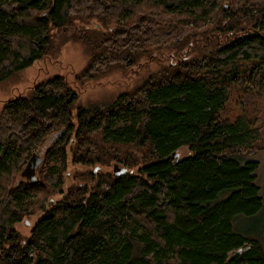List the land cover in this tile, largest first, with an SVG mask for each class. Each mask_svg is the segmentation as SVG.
Segmentation results:
<instances>
[{
	"label": "trees",
	"instance_id": "trees-1",
	"mask_svg": "<svg viewBox=\"0 0 264 264\" xmlns=\"http://www.w3.org/2000/svg\"><path fill=\"white\" fill-rule=\"evenodd\" d=\"M224 1L0 0V82L70 43L77 84L114 90L56 74L0 103V264H264V228L231 226L260 208L264 6Z\"/></svg>",
	"mask_w": 264,
	"mask_h": 264
},
{
	"label": "rangeland",
	"instance_id": "rangeland-1",
	"mask_svg": "<svg viewBox=\"0 0 264 264\" xmlns=\"http://www.w3.org/2000/svg\"><path fill=\"white\" fill-rule=\"evenodd\" d=\"M232 9L238 7H258L264 6V0H231ZM229 1L225 0L223 5H228ZM84 63V55L78 45L66 44L61 52L54 57H44L33 62L29 67L24 68L14 74L8 79L0 82V103L4 100L11 99L22 91L35 86L49 76L59 74L61 75L68 86L74 91L80 93L81 97L93 99L99 95L113 92V86H110L111 80L101 81L99 84L94 85L90 82L85 85H78L74 80V75ZM100 85L101 87H98ZM231 97L230 99H232ZM228 102V101H227ZM234 102L231 100L227 107L220 111V114L230 119L236 114ZM181 156L185 154V149L181 148L178 151ZM257 162V168L254 172V184L257 187V195L260 198L259 210L250 216L236 215L231 219V226L235 232L239 234L260 238L263 235L264 228V124L262 131V138L258 142V150L251 157ZM82 167L69 166L68 173L64 175L63 186L64 189L73 182L71 174L73 171L82 170ZM57 198V196H53ZM40 213L35 212L30 217H24L14 225V229L21 235L26 236L29 228L39 217Z\"/></svg>",
	"mask_w": 264,
	"mask_h": 264
},
{
	"label": "water",
	"instance_id": "water-1",
	"mask_svg": "<svg viewBox=\"0 0 264 264\" xmlns=\"http://www.w3.org/2000/svg\"><path fill=\"white\" fill-rule=\"evenodd\" d=\"M39 159V157L36 154H31V156L28 158L27 162H26V168H30L33 169L36 166V160ZM94 171H96V168L93 169ZM112 173L114 175H117L120 173V170L116 167H112Z\"/></svg>",
	"mask_w": 264,
	"mask_h": 264
}]
</instances>
